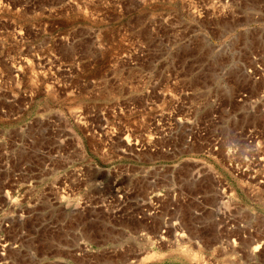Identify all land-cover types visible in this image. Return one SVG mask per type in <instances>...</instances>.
I'll list each match as a JSON object with an SVG mask.
<instances>
[{
    "label": "rangeland",
    "instance_id": "374dc122",
    "mask_svg": "<svg viewBox=\"0 0 264 264\" xmlns=\"http://www.w3.org/2000/svg\"><path fill=\"white\" fill-rule=\"evenodd\" d=\"M260 46L264 0H0V264H264Z\"/></svg>",
    "mask_w": 264,
    "mask_h": 264
},
{
    "label": "built area",
    "instance_id": "2783aa9c",
    "mask_svg": "<svg viewBox=\"0 0 264 264\" xmlns=\"http://www.w3.org/2000/svg\"><path fill=\"white\" fill-rule=\"evenodd\" d=\"M199 15V14H197ZM241 65L240 74L244 76L247 80L251 82H264V47H257L256 49L252 50L248 56L246 62H240ZM263 95H260V98H262ZM254 97H251L248 95L245 91H238V93L235 96L236 101L239 105L243 107V111L245 113L253 114L256 112L257 105L259 101L256 99H253ZM257 128L255 126H239L237 129L234 130V136L236 137L234 142L229 143V147L227 149L228 155H231L233 157L234 155L237 157L238 160L244 162V163H252L255 162V165L257 166L259 162L258 160H262V157L257 156V152L254 153H245V151L249 152V149H246L242 155L241 150H239L242 145L241 143L246 147H252L254 144L259 145V141L255 140L254 142L250 139H246L247 137H252V134H256ZM256 149V148H255ZM254 149V150H255ZM236 166V165H235ZM237 172H240L239 168H236ZM255 170H253L254 172ZM241 172H248L246 167L241 168ZM252 178L254 175H251ZM165 221L168 223H172L173 225L177 224V221H174L170 219L169 217L165 218ZM2 239V238H1ZM2 254V253H1Z\"/></svg>",
    "mask_w": 264,
    "mask_h": 264
}]
</instances>
